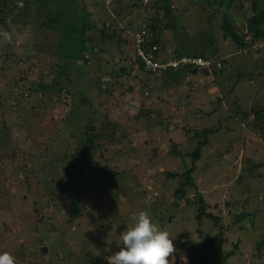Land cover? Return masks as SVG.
Listing matches in <instances>:
<instances>
[{
    "label": "rangeland",
    "instance_id": "1",
    "mask_svg": "<svg viewBox=\"0 0 264 264\" xmlns=\"http://www.w3.org/2000/svg\"><path fill=\"white\" fill-rule=\"evenodd\" d=\"M159 1L0 5V253L16 264H106L140 211L175 238L176 264L219 233L225 264H264V32L242 53L222 31L230 19L251 41L264 0H165L168 17ZM145 22L163 60L203 53L221 69L145 73Z\"/></svg>",
    "mask_w": 264,
    "mask_h": 264
},
{
    "label": "clouds",
    "instance_id": "2",
    "mask_svg": "<svg viewBox=\"0 0 264 264\" xmlns=\"http://www.w3.org/2000/svg\"><path fill=\"white\" fill-rule=\"evenodd\" d=\"M0 36L7 42L11 41L6 31H0ZM242 44L239 52L245 53L246 47L257 50L249 42L245 44L243 41ZM131 220V226L118 236L120 250L105 257L106 264H176L175 238L167 230L155 223L146 211L134 213ZM180 259L181 264H188L184 255ZM0 264H16L15 257L8 252L0 253Z\"/></svg>",
    "mask_w": 264,
    "mask_h": 264
},
{
    "label": "trees",
    "instance_id": "3",
    "mask_svg": "<svg viewBox=\"0 0 264 264\" xmlns=\"http://www.w3.org/2000/svg\"><path fill=\"white\" fill-rule=\"evenodd\" d=\"M232 1V0H231ZM161 3V6L159 9H161L164 14L168 17L171 16V8H170V4L165 1H159ZM4 3V0H0V5H2ZM257 3L255 2V4L253 3L252 5V10L256 11L257 10ZM261 13H264V10L261 11ZM263 15V14H262ZM230 19H226L224 18V25L222 27V31H224V39L227 40H231L232 42H234L238 47L243 46V37L239 35L237 29L233 26V24L231 22H229ZM257 17L254 15L253 17L247 19V33L251 36V41L253 40H259V38H261L263 35V32L260 27L262 24V21H257ZM153 29V31L155 30L156 26L154 25V23H149V29ZM259 28L261 33H259L256 29ZM157 47V51L161 52V47L159 44L155 45ZM182 55H175L173 56V58L177 59ZM197 56H200L202 58L207 57V55H204L203 53L197 54ZM81 58L83 59L84 57L81 56ZM157 59H159L158 57H155V61H158ZM85 64H89V57L87 56L86 59H83ZM88 60V61H87ZM136 65H140V60L136 57L135 61ZM141 67V65L139 66ZM142 68V67H141ZM151 75V74H149ZM151 76H155V75H151ZM61 90V89H58ZM260 107V106H259ZM253 119L254 121H259L264 119V108H259L258 110H255V112L253 113ZM210 132V131H207ZM204 145V143H203ZM203 145H199L195 151L192 154V161H195L199 158L200 156V150L202 148ZM89 146L85 143L82 147V152L83 154H85L88 151ZM194 169H190L188 172L185 173V177L187 179V183L189 185H192L191 183V173L193 172ZM171 178H174V176L170 175ZM78 191H80L79 189H77ZM200 197V195H199ZM201 198V197H200ZM207 205L205 204V202L203 200H201L199 202V208H198V214L196 216L198 221H201V219L203 217H208L210 218L211 215L206 211L207 209ZM224 240L225 238L223 237L222 234H218L215 237L209 238L206 241H202V242H198V243H194V242H190L187 243V255H188V263L189 264H225V261L227 260V258L229 257L230 254L232 253H228L226 255L223 254V244H224Z\"/></svg>",
    "mask_w": 264,
    "mask_h": 264
},
{
    "label": "built area",
    "instance_id": "4",
    "mask_svg": "<svg viewBox=\"0 0 264 264\" xmlns=\"http://www.w3.org/2000/svg\"><path fill=\"white\" fill-rule=\"evenodd\" d=\"M144 3H147L148 0H143ZM148 25L143 23L138 31L133 34L135 40V49H136V57L140 60V65L143 71L147 74L158 75L163 72L173 71L176 72L181 69H188L193 67L198 68H209L211 65H218L219 69L221 68L220 62L213 63L208 58H201L198 56H187L182 55L179 58H172L168 61L163 59H157L155 61V57L159 58L157 55V47L152 46L150 50L147 49V42L145 40V33L148 30ZM250 43V41H244V43ZM214 64V65H213ZM139 65V66H140Z\"/></svg>",
    "mask_w": 264,
    "mask_h": 264
},
{
    "label": "crops",
    "instance_id": "5",
    "mask_svg": "<svg viewBox=\"0 0 264 264\" xmlns=\"http://www.w3.org/2000/svg\"><path fill=\"white\" fill-rule=\"evenodd\" d=\"M140 12V10H139V8H134V13L136 14V15H138V13ZM107 26H109L108 24H107ZM160 45V47H161V55L163 56V58L162 59H165L164 57H165V54H166V49H167V47H166V44H159ZM162 45H163V47H162ZM105 81H108L109 79H107V78H105L104 79Z\"/></svg>",
    "mask_w": 264,
    "mask_h": 264
},
{
    "label": "water",
    "instance_id": "6",
    "mask_svg": "<svg viewBox=\"0 0 264 264\" xmlns=\"http://www.w3.org/2000/svg\"><path fill=\"white\" fill-rule=\"evenodd\" d=\"M256 30H257V31H259L258 29H256ZM162 47H163V45H162ZM192 73H194V74H195V73H196V71L194 70V71H192ZM44 251H45V250H44Z\"/></svg>",
    "mask_w": 264,
    "mask_h": 264
},
{
    "label": "flooded vegetation",
    "instance_id": "7",
    "mask_svg": "<svg viewBox=\"0 0 264 264\" xmlns=\"http://www.w3.org/2000/svg\"><path fill=\"white\" fill-rule=\"evenodd\" d=\"M208 58L210 59V57H208ZM213 61H217V60H212V62H213ZM220 69H221V68H220ZM220 69H219V70H220Z\"/></svg>",
    "mask_w": 264,
    "mask_h": 264
}]
</instances>
